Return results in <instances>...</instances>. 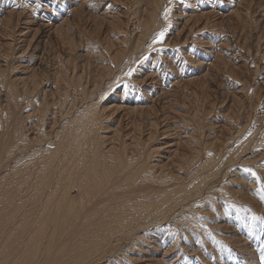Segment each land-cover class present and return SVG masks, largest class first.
Instances as JSON below:
<instances>
[{
	"label": "bare ground",
	"instance_id": "6f19581e",
	"mask_svg": "<svg viewBox=\"0 0 264 264\" xmlns=\"http://www.w3.org/2000/svg\"><path fill=\"white\" fill-rule=\"evenodd\" d=\"M250 1L0 0V264H264Z\"/></svg>",
	"mask_w": 264,
	"mask_h": 264
},
{
	"label": "rangeland",
	"instance_id": "374dc122",
	"mask_svg": "<svg viewBox=\"0 0 264 264\" xmlns=\"http://www.w3.org/2000/svg\"><path fill=\"white\" fill-rule=\"evenodd\" d=\"M255 1V2H254ZM257 0H252V1H250V2H253V4L251 3L250 4V7H251V9L249 8V13H248V15H249V21L251 22L250 23V25H251V28H253L254 27V23H255V19H257L258 18V9L259 8H264V1L263 0H258L257 2H256ZM259 2V3H258ZM255 3V4H254ZM262 3V4H261ZM261 4V5H260ZM263 5V6H262ZM258 7V8H257ZM255 8H257V9H255ZM243 9H245V7H242V10ZM255 13H257L256 15H254ZM246 46H248V45H246ZM263 47H264V44H263ZM261 53H262V56L264 55V48L261 50ZM264 57V56H263ZM264 61V60H263ZM261 106V105H260ZM214 261V263L216 262L215 260H213Z\"/></svg>",
	"mask_w": 264,
	"mask_h": 264
},
{
	"label": "snow or ice",
	"instance_id": "6c2138e0",
	"mask_svg": "<svg viewBox=\"0 0 264 264\" xmlns=\"http://www.w3.org/2000/svg\"><path fill=\"white\" fill-rule=\"evenodd\" d=\"M165 19H167V15H165ZM163 35H164V33L161 32L160 37L162 38ZM129 75H131V73H129ZM260 191H261V199H264V183L261 184ZM261 219H264V218H261ZM261 259L264 260V256H262Z\"/></svg>",
	"mask_w": 264,
	"mask_h": 264
}]
</instances>
